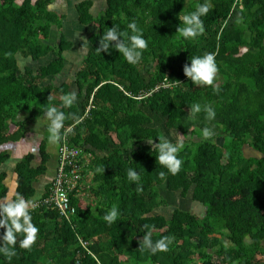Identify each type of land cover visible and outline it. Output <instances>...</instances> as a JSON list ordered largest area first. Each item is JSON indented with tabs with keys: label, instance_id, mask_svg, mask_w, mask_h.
<instances>
[{
	"label": "trees",
	"instance_id": "16d2710c",
	"mask_svg": "<svg viewBox=\"0 0 264 264\" xmlns=\"http://www.w3.org/2000/svg\"><path fill=\"white\" fill-rule=\"evenodd\" d=\"M62 1L0 0V148L26 138L28 123L45 119L46 109L61 107L72 92L77 102L61 110L80 120H66L72 130L54 158L46 138L38 152L16 160L12 194L1 170L12 155L0 149V198L20 193L34 199L33 222L40 229L30 249L18 242L17 254L11 260L0 255V264H264V0H211L204 34L187 40L176 35L178 17L203 0H79L74 11L81 28L93 31L90 50L73 82L58 86L52 81L66 70L75 47L63 32L67 15L53 9ZM132 21L148 40L140 63L129 64L114 49L96 51L107 28L130 33ZM208 52L215 54L217 78L214 86H196L184 66ZM20 58L50 61L34 68L21 66ZM196 102L210 103L215 120L203 112L189 117ZM206 126L214 128L212 140L202 138ZM172 132L185 139L184 164L162 181L159 173L167 170L154 145ZM63 147L77 152L66 170L77 168L80 177L69 196L75 208L70 222L45 204L53 182L42 195L36 190L47 174L56 177ZM101 166L104 174L96 173ZM130 166L141 174L142 192L127 179ZM162 190L190 195L202 212L159 214L169 207ZM112 205L121 217L109 225L103 215ZM146 231L154 241L171 238L169 250H140Z\"/></svg>",
	"mask_w": 264,
	"mask_h": 264
},
{
	"label": "clouds",
	"instance_id": "9594fccd",
	"mask_svg": "<svg viewBox=\"0 0 264 264\" xmlns=\"http://www.w3.org/2000/svg\"><path fill=\"white\" fill-rule=\"evenodd\" d=\"M212 9L211 0H203V3L197 4L194 11L179 15L180 26L177 29V36L187 39H195L205 32V26L202 17H205ZM129 32L121 31L117 25L107 28L99 39V47L96 48L98 53H108L114 49L118 51L129 64L135 65L141 62L144 51L148 48V40L145 39L143 30L138 27L135 21L128 23ZM8 55H11L9 53ZM219 68L216 62L215 54L208 52L203 55L192 56L190 64H185L184 74L196 86H214ZM218 90V89H217ZM52 101V96L48 98V103ZM77 102L75 92L64 95L61 107L52 105L44 113L48 133L47 139L49 144L60 145L67 139L71 127L66 126V120L73 119L76 123L80 120L73 113L66 114L62 108H70ZM190 116L195 117L203 112L207 121H213L216 118V110L210 104H200L198 102L191 104ZM202 138L212 140L215 136L214 128L204 127L201 130ZM158 144H155L156 156L159 166L167 170L161 171L159 177L166 181L167 174L177 175L183 167L184 161L180 155L184 149L183 137H178L175 142L168 139L163 134L157 137ZM153 144V139L148 140ZM95 172L104 174V167H97ZM127 179L136 184V191L142 192L141 174L133 167L127 170ZM35 208L34 199H26L22 194L16 193L5 195L0 198V230H6L0 235V255L11 260L16 253V246L22 249H30L37 241L39 227L33 222L32 211ZM121 217V211L116 205H112L105 214L103 220L109 225L115 223ZM147 228V226H145ZM172 243L171 238L163 237L156 241L152 238V232L146 231L143 239L140 241V250H147L153 255L159 252H167L169 245Z\"/></svg>",
	"mask_w": 264,
	"mask_h": 264
},
{
	"label": "rangeland",
	"instance_id": "374dc122",
	"mask_svg": "<svg viewBox=\"0 0 264 264\" xmlns=\"http://www.w3.org/2000/svg\"><path fill=\"white\" fill-rule=\"evenodd\" d=\"M77 2H79V0H65V2L62 1L56 3L53 7V9L58 13L67 15L68 19H66V25L63 24V32L68 38L71 39V41L75 42V47L73 48V51L67 54L68 63L66 70L58 79L52 81L58 86L61 85L64 81H67L70 84L73 82L74 74L80 66L81 60L86 56L87 52L90 50V44L88 43L87 39L93 31H91V29L81 28V26L78 24L74 11V5ZM58 37L59 36L58 33H56V30H53L51 43L57 42ZM49 61L50 60L48 58L38 63H32L22 58L19 59L21 66L28 65L34 68L42 64H47ZM47 123L48 122L42 118H38L33 123H28V133L26 138L18 141L17 143L9 144L0 148L2 150L10 151L12 155V160H10L6 165L1 168V170L7 172L8 178L6 180V183L10 188L11 194L15 188V175L13 174V167L15 165L16 160L21 159V157L28 152H38V144H40V142L43 139H46L48 136V133L46 132ZM178 137H182L178 132H172V134H169V138L173 140V142H175ZM184 141L185 139L183 138V142ZM47 144L49 152L51 153L52 158H54L56 154V145L49 144L48 139ZM245 153L246 155H248V151H245ZM53 163L54 159L53 161H51V165ZM54 176L55 175L51 173V175L45 176V178H42L41 181H39L40 183L36 184L37 195H42L45 187L51 182H53L55 178ZM162 193L165 198L168 199L169 207L167 209L165 208L163 210H160L161 212L159 214L170 218L169 216H171L172 210L174 208H182L183 210L195 211L196 214L202 212V208L194 207V202L190 195L187 197H182L180 192L169 193L166 190H162ZM82 198L85 199L87 202H89L88 200L91 199L87 191H84Z\"/></svg>",
	"mask_w": 264,
	"mask_h": 264
},
{
	"label": "built area",
	"instance_id": "2783aa9c",
	"mask_svg": "<svg viewBox=\"0 0 264 264\" xmlns=\"http://www.w3.org/2000/svg\"><path fill=\"white\" fill-rule=\"evenodd\" d=\"M163 87H169L163 85ZM61 162L58 166V173L53 180L51 195L45 200L46 205H52L63 219L70 222L75 214V208L70 204V194L79 186L80 177L77 168L66 170V161L77 155L76 151H69L67 147L61 149Z\"/></svg>",
	"mask_w": 264,
	"mask_h": 264
},
{
	"label": "crops",
	"instance_id": "0c3cea01",
	"mask_svg": "<svg viewBox=\"0 0 264 264\" xmlns=\"http://www.w3.org/2000/svg\"><path fill=\"white\" fill-rule=\"evenodd\" d=\"M46 176H48V174L46 175ZM40 195V194H39ZM38 196V195H37Z\"/></svg>",
	"mask_w": 264,
	"mask_h": 264
}]
</instances>
